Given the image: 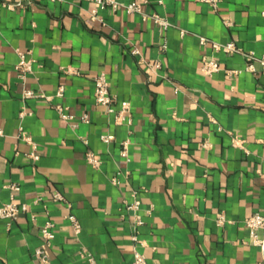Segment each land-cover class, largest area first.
Segmentation results:
<instances>
[{
  "label": "crops",
  "instance_id": "0c3cea01",
  "mask_svg": "<svg viewBox=\"0 0 264 264\" xmlns=\"http://www.w3.org/2000/svg\"><path fill=\"white\" fill-rule=\"evenodd\" d=\"M117 1L114 10L93 0H0V205L12 196L27 205L0 218V264H133L135 248L148 264H261L245 220L264 214V74L244 67L247 54L264 55V0H219L216 9ZM133 1L139 10L127 8ZM229 41L238 52L214 50ZM21 53L33 72L18 70ZM203 57L220 70L204 74ZM101 72L116 110L130 103L124 121L95 102ZM27 90L40 96L24 98ZM135 197L139 225L127 208ZM48 220L55 238L42 262L35 251Z\"/></svg>",
  "mask_w": 264,
  "mask_h": 264
},
{
  "label": "built area",
  "instance_id": "2783aa9c",
  "mask_svg": "<svg viewBox=\"0 0 264 264\" xmlns=\"http://www.w3.org/2000/svg\"><path fill=\"white\" fill-rule=\"evenodd\" d=\"M100 6H111L114 10H116L119 7V3L117 0H93ZM201 2H205L209 4L212 8L216 9L219 0H199ZM141 7V3L138 1H133L127 5V8L129 10H139ZM154 20L159 23L160 25L167 26L168 22L164 18L160 16H154ZM206 41V38H202V42L204 43ZM213 48L215 51H222L225 53H234L238 52L239 49L237 48L236 44L232 41L226 42V43H220V42H214ZM133 53L138 54L139 50L136 48L133 49ZM247 64L244 67L245 71L257 73L260 72L264 74V55L257 57L254 54H247ZM201 71L204 74L210 75L218 70H220L219 62L212 58L207 59L205 57L202 58L201 62ZM156 67H160V64H156ZM18 70L23 74H28L33 72V65L32 60L29 59L25 53L20 54V60L17 65ZM232 72L238 74L241 72V70H233ZM95 82V102L98 105H102L106 107L107 112L114 113L116 116V120L118 121H124L126 118V114L130 112V103L128 101H122L121 102V108L119 111L116 110L114 107L115 98L112 95L110 91V83L106 77V75L101 72L97 74L94 78ZM58 96H62L64 94V87L60 86L56 92ZM24 98L33 97V96H40L39 93L27 90L23 94ZM56 109L59 112V115L63 119L72 120L74 118L73 115L68 113L66 111V107L58 104L56 105ZM83 121L88 122L89 118L87 115H83L81 117ZM129 120V119H128ZM20 137L34 145V142L28 134L23 132L22 127L20 128ZM2 134V130H0V135ZM101 138L104 141H110L114 138V134L112 133H103L101 135ZM129 145L130 140L126 139L122 142V149L121 154L123 157L128 158V151H129ZM30 156L34 159H38V155H36L34 152L30 153ZM86 159L87 161L92 164L94 167H99L101 165V160L99 157L95 155L94 152L88 151L86 153ZM12 189H18L19 187L15 184L10 185ZM53 198L55 201H64V196L61 192L55 191L53 194ZM141 201L139 198L135 197L134 201L127 205V208L135 213V221L136 224L142 223L141 216L137 213V211L140 209ZM27 208V205L25 203H20L14 200V196H12L11 200L9 202H5L0 205V218L2 219H15L18 217V215L22 212H24ZM68 219L73 223L75 232L78 234L80 232V224L77 218L74 215H69ZM219 221L222 223L224 222V217L220 216ZM245 224L247 228L250 231V237L251 242L255 245H258L261 247V249L264 252V214L260 212H256L246 218ZM55 224L54 222L48 220L41 228V234L43 236V243L41 246H39L35 251V257L39 259L42 262H47L49 260V249L51 248L52 241L55 238ZM134 260L133 264H148L147 259L142 251H140L138 248L134 249ZM88 259L93 262V257L88 253L87 254ZM261 264H264V258L263 262Z\"/></svg>",
  "mask_w": 264,
  "mask_h": 264
}]
</instances>
